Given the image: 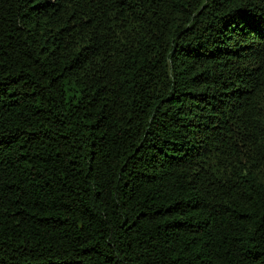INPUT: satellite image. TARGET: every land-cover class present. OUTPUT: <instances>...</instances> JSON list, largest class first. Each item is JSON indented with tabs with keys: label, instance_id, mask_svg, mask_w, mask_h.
Here are the masks:
<instances>
[{
	"label": "trees",
	"instance_id": "obj_1",
	"mask_svg": "<svg viewBox=\"0 0 264 264\" xmlns=\"http://www.w3.org/2000/svg\"><path fill=\"white\" fill-rule=\"evenodd\" d=\"M0 264H264V0H0Z\"/></svg>",
	"mask_w": 264,
	"mask_h": 264
}]
</instances>
